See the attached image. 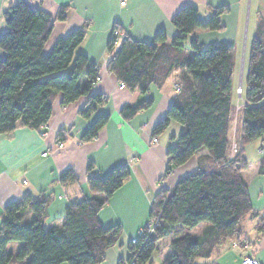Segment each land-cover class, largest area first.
I'll list each match as a JSON object with an SVG mask.
<instances>
[{
	"label": "trees",
	"instance_id": "1",
	"mask_svg": "<svg viewBox=\"0 0 264 264\" xmlns=\"http://www.w3.org/2000/svg\"><path fill=\"white\" fill-rule=\"evenodd\" d=\"M66 11L62 8L54 18L33 8L28 0H18L4 13L8 28L0 34V48L5 52L0 58V136L19 128L45 127L57 95H61L63 106L87 96L86 106L79 111L85 119L107 102L105 95H91L100 78L99 67L77 52L86 37L85 27L59 39L49 54L44 53L55 19L65 20ZM228 11V7L213 8L211 17L204 21L196 6L181 8L171 21L180 33L170 45L166 44L165 31L153 43L129 37L119 43L118 36L113 35L108 44L107 69L131 90L146 94L151 87H162L174 73L178 75L175 101L153 129V138H157L172 121L182 126L178 143L168 150L170 160L164 177L205 150L208 155L202 160L211 164L181 179L172 190L160 189L150 214L154 236L146 229L136 243H129L130 256L118 264L132 260L148 264L158 242L172 235L171 254L164 264H196L199 258H210L226 240L242 244L241 224L252 212L243 176L248 165L244 150L264 136V24L251 43L248 70L243 75L241 96L246 105L236 150H232L230 136L236 47L225 42L202 46L196 37L189 51L185 47L189 36L197 31L224 30L221 18ZM119 30L115 27L116 32ZM153 103L146 100L125 106L121 114L130 120ZM108 121L109 116H100L84 133L82 142L96 139ZM62 136L60 132L58 139ZM94 168L93 163L88 165L89 172ZM260 171L264 173V161ZM130 176L127 165L105 177L90 175L87 183L94 197L70 203L62 222L50 229L45 226L50 196L26 194L8 204L0 227V264L102 263L122 230L118 226L104 228L98 214ZM55 182L69 185L78 182V177L68 169ZM202 223L211 224V228L201 237L189 234ZM178 225L182 230L175 229ZM259 232H264V220ZM11 243L22 245L11 252Z\"/></svg>",
	"mask_w": 264,
	"mask_h": 264
},
{
	"label": "crops",
	"instance_id": "2",
	"mask_svg": "<svg viewBox=\"0 0 264 264\" xmlns=\"http://www.w3.org/2000/svg\"><path fill=\"white\" fill-rule=\"evenodd\" d=\"M17 1L0 0V34L8 28L4 13ZM28 1L33 8L44 10L54 18L62 8L67 9L65 20L54 21L52 34L44 48L45 54L52 51L59 39L86 28V37L77 52L87 56L100 69V78L91 95L102 94L108 99L89 119H85L79 111L86 106L87 96L63 106L61 95H57L52 116L45 127L39 130L19 128L12 134L0 136V227L8 204L20 201L26 194L34 197L45 194L51 197L45 219V226L50 229L62 222L70 203L94 197L87 183L90 175L105 177L115 168L127 165L130 178L98 214L104 228L118 226L122 230L118 243L106 251L100 264H118L121 259L130 256L129 243L151 223L150 214L160 189L172 190L178 181L200 168L208 169L211 164L209 160H202L208 155L205 150L164 177L170 160L168 150L178 143L182 126L172 121L167 130L157 137V142H154L153 129L175 101L178 75L174 73L162 87H151L146 94L138 89L121 88L122 83L107 69V47L115 27L122 33L119 43L127 37L153 43L155 37L165 31L166 44L170 45L180 33L171 21L181 8L196 6L200 18L206 21L212 15L211 9L228 7V13L221 18L224 30L197 31L189 36L185 47L189 51L190 42L196 37L202 46L225 42L237 50L244 43L247 33L250 35L252 32L254 39L260 25L264 24V0H127L126 6H121V0ZM3 57L5 52L0 48V58ZM243 75L244 71L240 77L241 85ZM146 100L154 101L151 108L140 111L130 120L122 116L121 110L125 106H135ZM232 102L230 136L232 141L237 142L246 102L241 95H237L235 84ZM103 115L109 116V121L97 138L82 142L87 129ZM236 127L239 132L234 134ZM60 132H63L62 140L58 139ZM60 143L64 144V148H59ZM244 157L248 165L243 176L248 183L252 212L241 224L242 244L236 247V242L226 240L214 249L210 258H199L196 264H242L245 255L253 256L264 264V232H259L264 220V173L260 171L264 161V136L245 147ZM90 163L95 166L92 172L88 171ZM68 169L75 172L78 182L69 185L56 183L60 174ZM210 228L211 224L202 223L189 234L201 237ZM175 229L182 230L179 225ZM151 235L154 236V233ZM172 239L173 235L158 242L148 264H164L171 254ZM21 245L11 243L8 249L17 252Z\"/></svg>",
	"mask_w": 264,
	"mask_h": 264
},
{
	"label": "rangeland",
	"instance_id": "3",
	"mask_svg": "<svg viewBox=\"0 0 264 264\" xmlns=\"http://www.w3.org/2000/svg\"><path fill=\"white\" fill-rule=\"evenodd\" d=\"M252 31V30H251ZM121 31L118 32V39L121 37ZM253 41V34L252 32L250 33V35H248V33L245 35V40L244 43L239 46V48L236 50V58H237V67H236V71H235V76H234V84H235V88H237V95H241L242 90H241V82H240V77L242 72L244 71V74L246 75L247 70H248V58H249V52H250V46L251 43ZM245 88V87H244ZM241 98V97H240ZM234 134L238 133V127L234 128ZM237 149V144L236 142L232 143V150H236Z\"/></svg>",
	"mask_w": 264,
	"mask_h": 264
},
{
	"label": "built area",
	"instance_id": "4",
	"mask_svg": "<svg viewBox=\"0 0 264 264\" xmlns=\"http://www.w3.org/2000/svg\"><path fill=\"white\" fill-rule=\"evenodd\" d=\"M126 5H127V0H121V6H126ZM114 36L117 37L118 36V32L115 31L114 32ZM120 87L121 88H125V85L121 84ZM157 141H158V139L154 138V142H157ZM59 148L60 149L64 148V144L60 143L59 144ZM154 227H155V225L153 223L147 224L146 228H143L142 230H140L139 233H138V236L134 240H132V242L136 243L138 237L143 235L146 229H148L150 231V234H152L154 232ZM234 246L238 247L239 245L237 243H235ZM125 264H136V262L134 260H132L131 263L126 262ZM242 264H260V262L253 256L245 255L242 258Z\"/></svg>",
	"mask_w": 264,
	"mask_h": 264
}]
</instances>
